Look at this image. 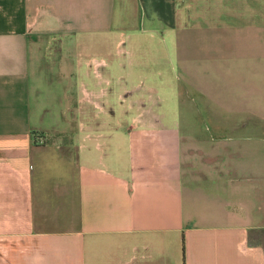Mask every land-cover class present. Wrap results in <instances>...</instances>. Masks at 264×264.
<instances>
[{
  "label": "crops",
  "instance_id": "0c3cea01",
  "mask_svg": "<svg viewBox=\"0 0 264 264\" xmlns=\"http://www.w3.org/2000/svg\"><path fill=\"white\" fill-rule=\"evenodd\" d=\"M42 37L63 63L114 46L142 97L101 118L83 79L108 63H74L57 170L42 146L57 124L31 116ZM262 47L264 0H0V264H264Z\"/></svg>",
  "mask_w": 264,
  "mask_h": 264
},
{
  "label": "rangeland",
  "instance_id": "374dc122",
  "mask_svg": "<svg viewBox=\"0 0 264 264\" xmlns=\"http://www.w3.org/2000/svg\"><path fill=\"white\" fill-rule=\"evenodd\" d=\"M46 37H42L41 46L39 47L40 57L38 58V71L41 73L42 77H39L36 74V62H31L30 66V78H31V116L34 117L38 123H44L45 125L50 124L52 120H54L56 127L53 128L54 136L53 138H48V140L42 143V146H46L49 143H53V147L57 146L58 149L49 150L48 154V167H54V169H59L60 167H64L61 162V158L59 156L64 155L65 153L73 152V138L77 133V102H78V85L79 79L73 78L71 74L73 68H75L74 63L80 66L83 69L88 70L89 65L93 62V60L101 61L105 60L108 63V67L106 68V64H100L96 70H89V76H85L83 79L86 83V88L90 92V100L85 101L84 105L87 107H91L93 111L95 110L98 116L104 118L106 115H110V108H119V105H127L133 99L139 98L141 99V95L128 94L129 89L133 90L134 85H126V79L118 78L120 75L124 77L125 73V61H123L122 65H118V61L115 59L116 49L113 47H108L107 50L102 48H88L85 52L80 55L71 56V60L75 61L73 64L69 61L65 60L63 63L60 60L59 41L48 40ZM120 54V53H119ZM122 56H126L124 51L121 52ZM262 60L261 64L263 66V74H264V47L261 49ZM117 64L115 63V61ZM89 63V65H87ZM72 64V67H71ZM92 66V65H91ZM110 68V70H109ZM32 70L34 72H32ZM98 71L99 75H96ZM263 86L264 89V78ZM140 84L137 80L136 84ZM135 84V85H136ZM122 88H121V87ZM120 87L121 89H117ZM142 85L138 90L141 92ZM101 90V94L99 97L95 96L94 91L98 92ZM111 91V92H110ZM135 89L133 90L134 93ZM82 94V92H81ZM84 94V93H83ZM121 94V95H120ZM128 95V96H127ZM112 96V98H111ZM131 99H129V98ZM98 101V102H92ZM96 104H100L102 106H97ZM264 104V97H263ZM47 108V111H46ZM43 109H45L43 111ZM200 119L199 116H197ZM257 122H260V129H257V133L262 137L260 146H262L261 150V161L264 163V106L260 111V115L258 118H255ZM61 120H64L65 127H61ZM237 120V118H236ZM58 121V122H57ZM205 128H201V131L198 133L200 136L204 135ZM43 131V130H42ZM47 131H43L42 134L48 135ZM40 134V133H38ZM60 139V137H62ZM54 141V142H53ZM44 144V145H43ZM55 151V152H53ZM65 152V153H64ZM48 153V152H47ZM59 155V156H58ZM65 156V155H64ZM54 202V212L57 210H65V199H57L54 198L52 200ZM50 201V202H52ZM49 208V207H48ZM75 213L71 216L73 219L70 224V228L74 229L77 227V221ZM49 221L44 224V227L51 230H59L65 228V222H58L56 220ZM43 226L39 225L36 228L43 229ZM254 242H258L264 246V234L261 238L258 236L253 240Z\"/></svg>",
  "mask_w": 264,
  "mask_h": 264
},
{
  "label": "trees",
  "instance_id": "16d2710c",
  "mask_svg": "<svg viewBox=\"0 0 264 264\" xmlns=\"http://www.w3.org/2000/svg\"><path fill=\"white\" fill-rule=\"evenodd\" d=\"M184 240H182V259H183V262H184Z\"/></svg>",
  "mask_w": 264,
  "mask_h": 264
},
{
  "label": "bare ground",
  "instance_id": "6f19581e",
  "mask_svg": "<svg viewBox=\"0 0 264 264\" xmlns=\"http://www.w3.org/2000/svg\"><path fill=\"white\" fill-rule=\"evenodd\" d=\"M111 92V91H110ZM121 95V94H120ZM128 96V95H127ZM111 98H112V96H111ZM129 98V97H128ZM155 98V97H154ZM129 99H131V98H129ZM154 100V99H153ZM134 110V109H133ZM115 111V110H114ZM154 111V110H153ZM125 112V111H124Z\"/></svg>",
  "mask_w": 264,
  "mask_h": 264
}]
</instances>
